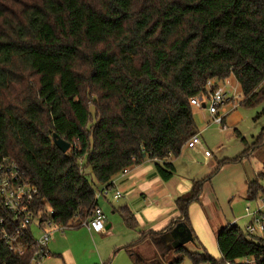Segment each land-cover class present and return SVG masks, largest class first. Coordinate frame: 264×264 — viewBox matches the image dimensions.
Returning <instances> with one entry per match:
<instances>
[{
  "label": "trees",
  "instance_id": "16d2710c",
  "mask_svg": "<svg viewBox=\"0 0 264 264\" xmlns=\"http://www.w3.org/2000/svg\"><path fill=\"white\" fill-rule=\"evenodd\" d=\"M230 76L240 106L264 98V0H0V159L37 188L34 206L51 210L54 225L80 227L97 206L95 192L122 170L148 158L161 181L172 178V159L197 129L191 101L206 94L208 80ZM52 133L69 143L66 152ZM254 144L264 145L263 135ZM261 179L264 172L247 182V199L264 196ZM208 182L192 180L174 200L175 219L123 247L133 264H182L185 256L192 264H264V232L236 224L215 235L219 259L173 248L178 222L197 244L188 208ZM121 218L136 227L126 207ZM0 219L8 227L1 204ZM1 231L0 264H31L32 237L24 235L16 255ZM143 242L151 254L134 250Z\"/></svg>",
  "mask_w": 264,
  "mask_h": 264
},
{
  "label": "rangeland",
  "instance_id": "374dc122",
  "mask_svg": "<svg viewBox=\"0 0 264 264\" xmlns=\"http://www.w3.org/2000/svg\"><path fill=\"white\" fill-rule=\"evenodd\" d=\"M212 82L213 88H216L215 82L213 80ZM227 83V86L218 90L235 93L236 96L232 103H224L221 106L219 112L223 116L221 124L209 121L208 126L207 124L199 126L195 118L198 108H193L196 128L201 130V127L206 126L199 136L210 154L205 156L203 152L194 153V162H191L187 159V154L182 152L183 156L179 155L173 159L172 178L167 182L159 180L163 185L160 193L165 194L164 201H170L171 205L178 196L176 194L179 186L188 190L192 179L209 177V182L205 184L200 196V203L194 202L188 208L197 244L188 242L183 247L191 252L206 253L216 259L220 258L215 239L217 231L232 222L243 230L249 219L245 209H253L257 199L263 196H258L256 201L246 198L247 182L264 172V145L256 147L254 144L258 134L260 137L263 135L264 139V98L255 106H240L239 88L234 77L230 76ZM243 152L238 161L219 165L223 159L234 158ZM260 184L264 187V179L260 180ZM109 192L113 197L114 189H110ZM152 197L154 198V195ZM138 199L141 200V196ZM121 201L123 199L120 196L111 198L110 202L116 206L117 203H122ZM44 209L47 211L48 208L44 206ZM103 210L108 218L112 216L109 204L103 205ZM115 216L119 226L104 228L103 233L98 236L84 232V226L66 227L63 231L56 229L51 235V240L49 239L55 246L53 249L48 246L49 257L43 258L40 264H69L73 261L76 264H133L127 252L121 247L136 241L139 229L126 228L119 215ZM74 231L76 232L72 233ZM33 233L37 236V229L33 228ZM134 250L146 256L151 254L153 246L150 242H143ZM169 258H173V255ZM182 264H192V261L185 256Z\"/></svg>",
  "mask_w": 264,
  "mask_h": 264
},
{
  "label": "built area",
  "instance_id": "2783aa9c",
  "mask_svg": "<svg viewBox=\"0 0 264 264\" xmlns=\"http://www.w3.org/2000/svg\"><path fill=\"white\" fill-rule=\"evenodd\" d=\"M212 80L206 82V94L202 95V99L194 98L191 103L195 108L204 109L211 115L210 123L221 124L222 115L218 110L224 103H232L231 99L235 98V93L220 91L213 88ZM235 105L232 106L234 108ZM200 144V138L197 133L193 134L185 143V147L193 149ZM205 156L210 153L203 151ZM130 169H124L115 175L110 183L113 188L117 177L127 175ZM110 187V188H111ZM109 188V189H110ZM103 190V189H102ZM102 190L95 192L96 199L99 198ZM37 188L24 179L18 166L6 158L0 159V204L8 212L10 221L8 227H4L3 220L0 219L2 225V240L7 250L22 255L25 251L26 243L24 235L31 236L32 244L35 250L32 254L31 263L40 264L43 258L49 257L48 243L52 231L65 229L62 225H54L49 219L51 210H45L44 206L36 208L34 206L37 197ZM118 190L114 191V197H120ZM246 216L249 218L244 230L249 234H262L264 232V196L258 198L253 209L246 208ZM106 215L102 208L98 205L94 207L91 216L81 223L89 232L99 233L104 230ZM234 225L235 223H229ZM33 228L37 229V236H34ZM244 264H255L254 260L245 258L241 260Z\"/></svg>",
  "mask_w": 264,
  "mask_h": 264
},
{
  "label": "crops",
  "instance_id": "0c3cea01",
  "mask_svg": "<svg viewBox=\"0 0 264 264\" xmlns=\"http://www.w3.org/2000/svg\"><path fill=\"white\" fill-rule=\"evenodd\" d=\"M228 79L225 80L226 82L217 81L216 88L222 89L225 86H227ZM197 99L198 100L202 99V96L197 97ZM220 110L221 107L218 110V112H220ZM195 118L199 123L198 124L199 126L201 125L203 126L204 124H207L208 126L211 115L202 106L201 108L197 109ZM205 127L206 126H204L203 128L201 127L200 128L201 130L196 129V133L198 134V136L199 133L203 129H205ZM204 150L207 149L204 147V144L200 139V144L193 149H188L184 146L180 152V155L183 156L182 152H185V154H187L186 155L187 159L191 162H194V153L199 154ZM173 159H172V163L174 165ZM159 180L160 178L155 173L153 162L150 159L146 158L141 164L132 167L127 173V175L123 177H117L114 187L110 188V189H114V191L118 190L121 193V198L123 199V201H121L122 203L120 204L117 203L116 206L111 204L110 202L111 198H114V196L112 197L111 195L112 193L109 192L110 189H103L100 193L99 198L97 199V205L100 208H102V210H103V205L106 204L110 205L112 216L109 218L106 216V221H105V224L108 225V228H112L113 226L115 228L119 226V221L115 216V214L119 215L122 224L126 228H128L124 224L121 218L122 207H126L133 214L136 222V227L129 229L138 228L139 232L148 231V230L160 231L163 228H165L172 219H175L178 215V212L175 209L174 203L170 205V201L168 202L164 201L165 194L160 193V190H162L163 185L162 183H160ZM186 189L187 188L185 187L179 186L178 194L176 195H179L183 191L186 192L187 191ZM152 195H154V198L152 197ZM140 196L142 198L141 200L138 199V197L140 198ZM83 230L84 232H87L90 235L93 234L96 236L103 233V231L99 233H91L86 228ZM54 231H52V233H54ZM75 232L76 231L72 233ZM109 234L112 235V233ZM50 240H51V236H50ZM50 240L49 242L51 243ZM48 246L50 247V249H53L54 248L53 246H55L54 242H52L51 245L48 244ZM124 246H122L121 248H123ZM69 264H76V263L75 261H73V262H69Z\"/></svg>",
  "mask_w": 264,
  "mask_h": 264
},
{
  "label": "water",
  "instance_id": "95a60500",
  "mask_svg": "<svg viewBox=\"0 0 264 264\" xmlns=\"http://www.w3.org/2000/svg\"><path fill=\"white\" fill-rule=\"evenodd\" d=\"M53 144L62 152H66L69 148V143L60 138L56 133L51 134ZM104 228H108L106 225ZM171 233L175 238L172 240V246L174 249L183 246L185 243L193 242V236L190 229L182 222H178L171 229Z\"/></svg>",
  "mask_w": 264,
  "mask_h": 264
}]
</instances>
